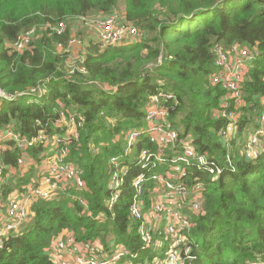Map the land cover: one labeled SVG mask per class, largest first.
<instances>
[{"label":"trees","instance_id":"obj_1","mask_svg":"<svg viewBox=\"0 0 264 264\" xmlns=\"http://www.w3.org/2000/svg\"><path fill=\"white\" fill-rule=\"evenodd\" d=\"M120 0H0V89L26 91L46 82L47 96L32 100L23 95L0 105V127L14 122L23 134L33 121L54 116L56 101L84 117L79 140L68 161L83 172L81 193L93 215L81 213L68 191L32 204L30 217L19 235L7 237L0 264H53L45 254L54 237L68 232L79 241L121 245L133 264H151L163 258L165 246L143 250L137 226L128 216L130 192L125 186L112 212L104 201L108 182L107 160L123 151L122 133L142 125L148 98L163 82L177 104L170 121L178 139L189 136L195 149L224 171L216 181L198 174L204 187L203 213L192 218L189 238L193 259L186 264H248L264 261V151L254 161L241 154L245 132L255 127L258 98L264 96V0H124L125 19L142 33L141 40L120 47L101 48L88 42L86 74L67 79L60 73L69 31L53 33L49 26L93 13H109ZM35 30L31 49L11 53L7 44L21 32ZM233 43L257 52L242 84L244 107L236 137L226 145L217 135L222 121L215 118L223 90L213 86V47ZM148 147L145 141L138 148ZM95 149V151H94ZM40 150L31 151L36 157ZM8 164L13 157H8ZM232 169L230 171L229 169ZM195 176L192 175L191 178ZM28 177L18 179L17 186ZM4 185L1 199L11 191ZM13 189V188H12Z\"/></svg>","mask_w":264,"mask_h":264},{"label":"built area","instance_id":"obj_2","mask_svg":"<svg viewBox=\"0 0 264 264\" xmlns=\"http://www.w3.org/2000/svg\"><path fill=\"white\" fill-rule=\"evenodd\" d=\"M48 28L57 35L69 31L66 45H56L58 52L64 49L67 54L64 65L59 68L67 79L78 73L86 74V36L91 38L87 42L97 43L101 48L132 44L143 37L115 9L71 18L69 24L63 20ZM82 31L84 37L78 34ZM34 37L33 28L21 32L7 44L9 54L31 49ZM213 55L214 71L209 80L224 92L215 112V118L222 121L217 135L227 145L237 134L240 110L244 107L242 84L257 52L233 43L228 47L215 45ZM46 82L27 92L8 93L0 89V105L23 95L31 98L29 102L44 98L48 93ZM155 84L158 88L148 98L142 125L123 132V151L107 160L108 188L104 207L106 212H112L127 186L130 192L128 216L137 226L141 248H166L163 258L151 264H186L193 259L189 238L192 218L203 213L204 187L198 174L204 173L210 181H216L224 167L200 154L189 136L178 139V131L169 118L177 99L161 87V80H156ZM257 100L259 113L255 127L242 144L241 154L246 161L256 160L264 151V96ZM56 104L54 116L34 120L30 134L21 133L14 122L0 127V249L7 237L19 235L30 217L32 204L38 200H50L73 191L79 193L72 195V199L83 215L95 220L105 217V212L93 215L88 209L81 195L86 190L83 172L68 161L71 148L79 140L84 117L59 100ZM141 141L148 147L138 148ZM40 149L32 158L31 151ZM8 157H13L10 164L6 161ZM192 175L195 177L191 178ZM25 176L28 180L17 186L18 179ZM11 181V191L2 200L3 187ZM44 252L53 264H133L137 256L128 255L121 245L109 243L105 248L97 240L79 241L68 232L54 237ZM248 264H264V261L257 259Z\"/></svg>","mask_w":264,"mask_h":264},{"label":"rangeland","instance_id":"obj_3","mask_svg":"<svg viewBox=\"0 0 264 264\" xmlns=\"http://www.w3.org/2000/svg\"><path fill=\"white\" fill-rule=\"evenodd\" d=\"M115 11L117 12V13H120V14H122L123 12L125 13V9H124V0H120L119 1V3H118V6H117V8L115 9ZM84 32H85V30H83ZM79 32L78 34L79 35H81L82 37H84L85 36V34H84V32ZM87 31H89V30H87ZM249 134V133H248ZM247 135V133L245 132V136ZM245 136H243V141H244V139H245ZM34 172H35V170H34ZM107 188H108V184H106V186H105V190H107ZM158 248L157 247H155L154 248V250H157ZM161 259H159V257H155L153 260H152V262H159ZM151 262V263H152Z\"/></svg>","mask_w":264,"mask_h":264},{"label":"crops","instance_id":"obj_4","mask_svg":"<svg viewBox=\"0 0 264 264\" xmlns=\"http://www.w3.org/2000/svg\"><path fill=\"white\" fill-rule=\"evenodd\" d=\"M123 15H124V12L122 13ZM87 34V33H86ZM85 42H84V47L86 48L87 47V45H88V40H90L91 38L89 37V36H86L85 38ZM86 42H87V44H86ZM252 130H249L248 132H247V135H248V133H250ZM247 135L245 136V139H246V137H247ZM245 139H244V141H245Z\"/></svg>","mask_w":264,"mask_h":264}]
</instances>
